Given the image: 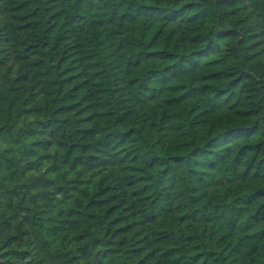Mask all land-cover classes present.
<instances>
[{
	"label": "trees",
	"instance_id": "obj_1",
	"mask_svg": "<svg viewBox=\"0 0 264 264\" xmlns=\"http://www.w3.org/2000/svg\"><path fill=\"white\" fill-rule=\"evenodd\" d=\"M0 264H264V0H0Z\"/></svg>",
	"mask_w": 264,
	"mask_h": 264
}]
</instances>
